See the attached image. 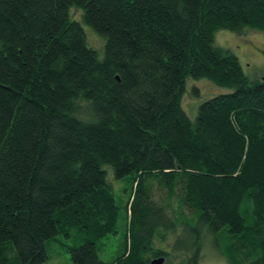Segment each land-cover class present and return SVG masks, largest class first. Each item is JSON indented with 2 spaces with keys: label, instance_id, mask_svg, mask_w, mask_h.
<instances>
[{
  "label": "trees",
  "instance_id": "obj_1",
  "mask_svg": "<svg viewBox=\"0 0 264 264\" xmlns=\"http://www.w3.org/2000/svg\"><path fill=\"white\" fill-rule=\"evenodd\" d=\"M220 30L264 33V0H0V264H44L71 233L72 264H170L155 239L180 220L182 264L208 237L230 264H264V74ZM189 79L230 92L192 120ZM107 167L131 177L124 206Z\"/></svg>",
  "mask_w": 264,
  "mask_h": 264
},
{
  "label": "rangeland",
  "instance_id": "obj_2",
  "mask_svg": "<svg viewBox=\"0 0 264 264\" xmlns=\"http://www.w3.org/2000/svg\"><path fill=\"white\" fill-rule=\"evenodd\" d=\"M75 20L81 21V11L78 9L73 10L72 14ZM84 29L89 37L90 45L101 48L103 39L99 36L88 31V26L84 25ZM215 45L232 51L239 59L245 74L252 80L262 78L264 74V33L255 30H247L244 34H238L229 30H220L215 35ZM92 46V47H93ZM199 92L196 93L195 90ZM230 90L216 86L214 83L207 79L194 80L189 79L186 83V92L182 96V106L188 116L195 120L198 115L200 105L213 97L229 93ZM109 174L108 180L112 183L114 188L115 197L118 205L124 206L127 200V190L130 187L131 177L127 176L122 180H115L112 173V168L107 167ZM133 196V195H132ZM132 198L129 200V204ZM130 206V205H129ZM129 209V208H128ZM174 209L178 210L177 204ZM176 218V216H174ZM181 219V217L179 218ZM177 220V219H176ZM120 227L118 234L113 235L111 239L105 242L99 253L100 259L106 263H112L116 257L124 252V222L119 221ZM128 231L129 224L126 222ZM111 229V228H110ZM183 225L180 220L177 234L182 231ZM168 233V234H167ZM163 232L159 239H155V246L170 252V264H182L183 253H176L168 248L174 244L177 234ZM71 239L60 240L59 242L52 243L51 251L49 252V259L44 264H72L70 254L67 247L74 246L77 240V235L71 233ZM182 236V235H180ZM71 240H73L71 242ZM163 241V242H162ZM63 242V243H61ZM71 242V243H70ZM170 243V246L167 243ZM204 246L202 251L201 264H230L228 260L220 254V252L213 246L211 238L203 240ZM69 245V246H68ZM100 246V247H101ZM168 247V248H167ZM167 264V261H165Z\"/></svg>",
  "mask_w": 264,
  "mask_h": 264
},
{
  "label": "water",
  "instance_id": "obj_3",
  "mask_svg": "<svg viewBox=\"0 0 264 264\" xmlns=\"http://www.w3.org/2000/svg\"><path fill=\"white\" fill-rule=\"evenodd\" d=\"M165 258L164 257H160V258H156L154 260L151 261V264H165Z\"/></svg>",
  "mask_w": 264,
  "mask_h": 264
}]
</instances>
